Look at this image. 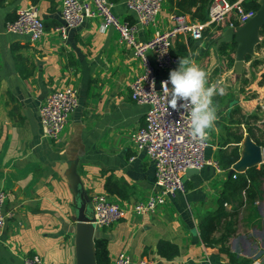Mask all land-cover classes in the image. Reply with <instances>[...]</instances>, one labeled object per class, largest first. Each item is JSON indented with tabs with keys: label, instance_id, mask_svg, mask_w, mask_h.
I'll list each match as a JSON object with an SVG mask.
<instances>
[{
	"label": "crops",
	"instance_id": "crops-1",
	"mask_svg": "<svg viewBox=\"0 0 264 264\" xmlns=\"http://www.w3.org/2000/svg\"><path fill=\"white\" fill-rule=\"evenodd\" d=\"M125 1L110 0L113 12L122 21L134 24L137 17ZM176 2L166 0L157 25L140 29L141 42L171 26L172 16L179 12ZM62 3L0 0V190L7 193L5 209L13 214L0 240V264H24L27 255H38L45 264H76L72 221L75 196L67 179L75 162L90 198L105 194L130 207L156 191L153 163L130 141V134L145 125L148 112L147 106L136 104L130 96L132 83L143 72L142 64L130 48L119 42L114 29L103 28L100 18L86 20L63 40L54 31L61 23ZM31 6L39 8L46 27V35L38 42L5 30L18 11ZM231 28L227 22L218 32L208 33L204 41L180 36L174 52L179 59L190 56L208 71L211 84L210 58L217 49L215 43L220 52L223 44L218 40ZM15 56H21L32 69L30 77L20 75ZM150 58H154L152 54ZM247 64L251 67L252 63ZM256 70L258 78L250 87L258 94L256 97L240 88L232 92L226 88L223 95L214 97L218 112L209 133L210 160L219 162L220 152L237 145L232 135L239 126L236 116H232L237 108L245 117L256 115V126L264 133V84H257L264 64ZM169 75L159 72L160 78ZM215 84L220 86L222 81ZM67 86L79 89V107L59 142L45 139L40 108L51 93ZM241 128L242 157L244 142L250 135L245 124ZM231 170L207 166L193 176L186 174L187 193L171 198L156 214H128L116 225L98 229L97 238L108 243L111 263L123 252L134 262L147 257L153 264H245L249 259L259 260L264 253V194L254 205H242L236 215V233L229 241V253L221 245L206 244L201 236V224L207 217L223 211L232 213L245 198L231 190L236 181L233 175L243 177L248 170L232 175ZM262 189L264 192V180ZM253 208L258 215L253 214ZM215 236L219 238L220 233Z\"/></svg>",
	"mask_w": 264,
	"mask_h": 264
},
{
	"label": "built area",
	"instance_id": "built-area-1",
	"mask_svg": "<svg viewBox=\"0 0 264 264\" xmlns=\"http://www.w3.org/2000/svg\"><path fill=\"white\" fill-rule=\"evenodd\" d=\"M253 1L258 0H213L204 20L193 19L184 13L175 14L166 31L157 32L150 40L141 42L138 37L140 29L157 25L166 0H126L127 8L137 17L134 24L122 21L113 12L110 0H63L61 23L54 30L63 40L66 41L70 32L79 29L86 20L100 18L103 28L114 29L119 35V42L132 50L143 67L142 74L131 85L130 96L136 104L147 106L148 112L145 125L130 134V141L138 151L146 152L153 163L156 191L146 200L130 207L113 201L105 194L92 196L91 204L98 229L110 228L127 218L128 214L138 217L156 214L171 198L185 195V176L189 169L201 171L207 166L222 169L218 161L207 157L210 137L204 143L193 140L188 112L182 108H169L168 94L163 92L162 86V82L169 77L160 78L159 72L170 74L171 70L178 68L179 58L174 52V44L180 36L187 35L194 41H204L208 33L218 32L227 22L233 29L241 27L256 14V11L245 8V4ZM5 30L8 34L30 36L33 42L41 41L46 35L45 23L37 6L18 11L16 19L8 22ZM150 54L154 57L152 60ZM79 104L80 93L75 86L51 93L39 112L42 136L59 142ZM238 178V174L233 175V179ZM7 200V193L0 190V240L13 216L5 209ZM23 262L45 264L38 255H27ZM111 264L153 262L147 257L134 262L128 253L123 252ZM253 264L261 263L255 260Z\"/></svg>",
	"mask_w": 264,
	"mask_h": 264
},
{
	"label": "trees",
	"instance_id": "trees-1",
	"mask_svg": "<svg viewBox=\"0 0 264 264\" xmlns=\"http://www.w3.org/2000/svg\"><path fill=\"white\" fill-rule=\"evenodd\" d=\"M235 1V0H231ZM213 0H177V8L179 13H185L191 15L193 19L204 20L207 17L209 7L212 4ZM247 10H254L257 12L259 5L257 1L250 2L245 4ZM16 17L11 20L14 21ZM10 22V21H9ZM261 36L264 37V27L261 30ZM212 40V39H211ZM232 45H237L235 42ZM227 44H223L220 47V52L222 55L225 54V48ZM231 46V45H230ZM261 48L260 45L257 47ZM12 52H16V46H12ZM178 57V55L176 54ZM246 63L252 62L250 56H247L245 59ZM15 64L18 72L24 78H28L33 74L32 69L26 65L25 60L21 56H15ZM261 64L260 60L253 61L251 68L256 69ZM256 76L254 79L256 80ZM247 82V81H246ZM245 82V83H246ZM248 83V82H247ZM246 83V84H247ZM245 84V85H246ZM258 86L261 87L264 84V73L261 75L260 80L258 81ZM258 94L255 93L253 96L256 97ZM261 107L259 108V110ZM236 116V122L238 127L233 129L232 135L237 143L236 146L229 147L226 150H223L219 154V165L223 170H229L236 164L241 158L240 146L239 144L244 140V132L242 131L241 126L246 125V129L251 139L259 146L264 148V133L259 126H256L258 122V117L256 115L245 117L242 115L241 110L237 108L232 116ZM232 130V129H230ZM263 180H264V164L260 168H251L249 169L245 176L240 177L235 181L231 193L244 194V200H241L238 203V207L234 209L232 213L221 212L217 215H212L207 217L201 224V236L203 241L208 245H221L223 250L229 253V241L236 233V215H238L239 210L242 205H254L259 199L263 197ZM108 191L111 189L110 183L107 184ZM253 214H257V209H252ZM258 215V214H257ZM220 233L219 238L215 235ZM96 252H97V264H111L108 251V243L104 239L96 240ZM246 262L245 264H249Z\"/></svg>",
	"mask_w": 264,
	"mask_h": 264
},
{
	"label": "water",
	"instance_id": "water-1",
	"mask_svg": "<svg viewBox=\"0 0 264 264\" xmlns=\"http://www.w3.org/2000/svg\"><path fill=\"white\" fill-rule=\"evenodd\" d=\"M259 9L253 18L236 29H229L218 40L220 44L235 42L238 45L236 55L237 74L240 77L247 56L254 54L260 42L261 30L264 27V0L257 1ZM160 89V83H157ZM264 149L257 145L250 136L244 142V151L240 160L233 165L230 171L245 173L251 168L263 164ZM196 169H189L187 176L198 174ZM69 186L75 196V215L72 221L75 224L76 264H97L96 240L98 228L95 225L94 210L91 198L85 190L81 178L77 173V162L73 163L69 175Z\"/></svg>",
	"mask_w": 264,
	"mask_h": 264
},
{
	"label": "clouds",
	"instance_id": "clouds-1",
	"mask_svg": "<svg viewBox=\"0 0 264 264\" xmlns=\"http://www.w3.org/2000/svg\"><path fill=\"white\" fill-rule=\"evenodd\" d=\"M209 76L210 73L190 56L180 57L178 68L171 70L168 80L162 82L163 92L168 94L169 108H182L188 112L190 136L199 143L209 139L210 130L217 121L218 105L214 103V97L225 93L224 87L209 83Z\"/></svg>",
	"mask_w": 264,
	"mask_h": 264
},
{
	"label": "rangeland",
	"instance_id": "rangeland-1",
	"mask_svg": "<svg viewBox=\"0 0 264 264\" xmlns=\"http://www.w3.org/2000/svg\"><path fill=\"white\" fill-rule=\"evenodd\" d=\"M215 44L217 46V49L214 50V57L211 56L210 58V68H213L212 78L214 79L211 84L219 83L222 81V84L220 86L224 87V89L228 88L229 92L235 91L237 90V88H240L241 90L246 91L247 93H249V95L252 96L254 92L252 89H250V87L255 82L254 76L258 78L257 74L259 73V71L256 70L258 67H256V69H253L245 61L244 67L242 69V75L241 77H237V68L235 66V63L238 45H232V43L227 44L228 46H226L225 48V54L222 55L218 50L219 45L217 43ZM259 45L261 48L258 49L257 47ZM257 47L254 51V54L251 55L250 58L252 59V62L260 60L261 64H264V37H262L261 35L260 42ZM246 261H249V264H253L255 262V260L253 261L252 259ZM259 261L261 264H264V253ZM242 262L244 261L242 260Z\"/></svg>",
	"mask_w": 264,
	"mask_h": 264
}]
</instances>
